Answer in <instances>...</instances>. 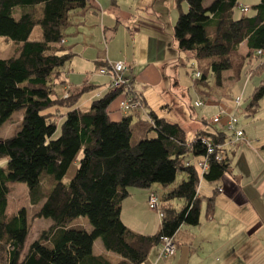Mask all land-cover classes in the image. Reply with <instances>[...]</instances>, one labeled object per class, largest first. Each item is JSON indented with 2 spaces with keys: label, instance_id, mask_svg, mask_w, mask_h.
Wrapping results in <instances>:
<instances>
[{
  "label": "trees",
  "instance_id": "1",
  "mask_svg": "<svg viewBox=\"0 0 264 264\" xmlns=\"http://www.w3.org/2000/svg\"><path fill=\"white\" fill-rule=\"evenodd\" d=\"M89 1L0 0V37L19 44L14 55L0 59V128L15 112H23L18 131L0 139V264H145L158 247V259L167 260L159 257L163 239L177 248L174 238L180 228L200 225L202 201L207 218L213 213L214 196H199L201 181L216 183L230 173L226 147L222 161L216 160V147L230 138L220 124L206 129L210 124L203 121L205 128L187 140L181 125L154 111L145 119L127 114L112 121L108 109L124 88L94 100L87 111L76 106L90 87L69 92L66 99L59 95L62 70L73 58L62 43L65 30L70 16ZM240 1L213 0L205 7V0H176L178 8L185 2L188 9L179 12L172 37L177 51L191 54L195 65L190 67L200 73L196 82L208 90L209 79L223 87L225 73L236 72L237 80L243 72L262 76L245 107L246 117H252L264 97V60L255 55L264 51V0H252L248 12L236 17ZM18 9L20 15L14 18ZM35 28L40 29V40L30 39ZM240 105H234L235 112ZM152 133L156 137L151 138ZM204 140L215 148L213 154H208ZM79 155L75 176L63 184ZM202 161L209 166L204 172L197 167ZM43 174L53 178L54 185L37 198L42 205L36 218L65 226L84 217L92 230L64 229L53 248L37 240L22 254L29 232L26 212L6 215L9 185L23 183L33 194ZM179 174L184 178L175 185ZM155 185L163 189L151 192L159 202V231L137 234L121 220L122 202L131 190ZM174 200L182 203L180 208L174 207ZM97 240L105 254H93Z\"/></svg>",
  "mask_w": 264,
  "mask_h": 264
},
{
  "label": "rangeland",
  "instance_id": "2",
  "mask_svg": "<svg viewBox=\"0 0 264 264\" xmlns=\"http://www.w3.org/2000/svg\"><path fill=\"white\" fill-rule=\"evenodd\" d=\"M115 1L121 12V15L118 16L120 23H113L112 28L108 31L109 36L106 40L93 32L81 33L80 36H76L73 35L70 29H67L65 31V37L68 41L67 46L69 48L72 47V52L75 53L77 46L90 47L98 43L101 44L102 51L106 54L109 53L110 58L114 60L110 64L129 65L137 77L136 84L144 88L143 91L145 90L146 92L149 108L156 111L158 115L162 113L161 108L163 106L169 108L172 114L169 115L167 112L163 115L161 114L162 117L169 122L181 125L186 133L187 140L193 139L197 130L204 127L201 123L202 118L210 124L206 129L219 127L210 123L214 114V110L210 109V99H214L215 105L220 107L221 110L226 109L225 111H227L229 109L230 111L228 112L231 113L235 110V98H241V105L234 112L238 118L239 126L245 132V138L248 143H244L245 150L242 156L239 152V150H243L241 144L226 147L225 155L231 162L232 176L242 181L246 190L245 193L249 199L251 197V208L257 212L259 219L256 218L257 223L252 226L256 221L250 222L251 215L244 216L246 213L240 211L241 218L235 217L230 212L227 213L225 208L221 206L219 207L220 209L222 208L220 220L225 225V231L231 233L227 238L224 237V240L228 241L234 250L240 248L238 244L243 242L245 235L250 236L252 241L254 240L256 244H262L264 247V150L262 149L264 146V97L260 100L258 111L254 116L246 117L245 115V107L249 102V97L253 89L259 85L262 76L254 75L249 77L243 72L237 80L238 75L236 72H230L224 74L225 82L223 87H217L213 79L208 80L209 90L202 87L192 77L193 71L190 68V64L195 65V63L191 58V54L177 51L172 37L179 12H186L188 9L185 2H182L178 8L176 0H146L148 3H142L138 8L141 9H137L138 11L136 10L135 12L132 0ZM209 1L205 0V7L209 4ZM244 3L250 5L253 4V1H240L241 5ZM19 15L20 11L18 9L13 16L18 18ZM130 15H134V18L131 19ZM240 15V11L238 9L235 10V16L238 17ZM127 18L131 20L128 21ZM126 27L132 29L133 33H130ZM40 38V29L35 28L30 39L40 40ZM18 47L19 44L0 37V59L10 58ZM94 74L95 76H101L97 72H94ZM59 91L60 88H57V92ZM196 100H201L203 106L196 108L194 106ZM218 111H220L219 108ZM22 114V111L15 112L11 120L0 128V139L10 138L18 131ZM166 115L169 116L166 117ZM58 134L59 130L56 135L58 136ZM150 137L154 138L156 135L152 133ZM240 146L242 149L238 148ZM249 148L254 149V154L247 152ZM256 153L263 154V158H260ZM79 159L80 155L67 169L62 180L63 184L68 185L75 176ZM183 178L184 175L179 174L175 185L180 183ZM202 182L200 183L199 193L201 197L202 195L207 197L211 193L212 189L210 188H215V185L210 187ZM53 185V178L45 174L41 176L40 187L33 194H29L27 186L23 183L9 185L10 192L7 196L6 215H16L22 209L26 212L29 232L22 254H25L28 248L37 240L45 247L53 248L55 241L64 229L82 228L86 232H91L92 230L87 218L84 217L76 218L65 226H56L51 220L36 218V213L42 205V202H36L37 198L50 191ZM153 187L155 189L160 188L159 185ZM173 202L175 208H180L179 205L182 203L177 200ZM201 210L200 222L202 223L200 225L205 224L203 222L207 220L205 216L206 202L202 204ZM150 212L153 214L152 218L160 221L155 211ZM142 215L145 221L151 224L150 230H153L152 224L154 222H150L152 218L147 214ZM124 218L126 219V216ZM185 230L188 229L183 228V233ZM181 234L179 235L181 236ZM44 236L45 238H43ZM100 248H102L101 241H95L94 251L97 253ZM213 255L205 247H202L199 251V257L204 262L210 263V261L214 262L212 260H215L216 264H223V259L219 254ZM181 264H184V262Z\"/></svg>",
  "mask_w": 264,
  "mask_h": 264
},
{
  "label": "crops",
  "instance_id": "3",
  "mask_svg": "<svg viewBox=\"0 0 264 264\" xmlns=\"http://www.w3.org/2000/svg\"><path fill=\"white\" fill-rule=\"evenodd\" d=\"M211 1L213 0H210L209 3ZM144 2L145 4L148 3V1L146 0H132V5L135 8V12L139 8V6ZM243 5L248 7L250 6L246 3H244ZM118 8L119 7H117V3L115 0H90L89 5L84 10L78 11L70 16V24L67 29H70L73 32V35L76 36H80L81 33L86 34L93 32L94 34H97L100 38L102 36V38L106 40V38L109 36L108 31L110 28H112L113 23H120L118 16L121 15V12ZM133 16L134 15H130L131 19L134 18ZM131 19L127 18L128 21H130ZM126 28L128 31H130V33H133L132 29H130L129 27ZM67 44L68 41L65 37L63 45L70 53L73 54V58L67 65H65L62 70L60 80L63 82V85L61 86L60 91L58 93L63 98L65 91L69 93L75 90H79L83 86L90 87L87 92L83 93L79 97L76 106V109H79L81 111H87L94 100L104 96L109 92L107 89V85L109 84L111 77L109 75L95 76L94 72L98 73V70L100 68L105 67V64L107 66V64L114 62V60L110 58L109 53L106 54L102 51L101 44L97 43V45H91L90 47L77 46V50L75 49V53L72 52L73 48H69ZM241 48L242 52L245 53V47L242 46ZM128 67L130 68L132 84L128 88L123 90L122 94L110 105L108 109L110 119L115 122L120 121L124 116H126L119 110V103L122 99H124L126 95L136 96L144 102L143 106L139 111L128 114L132 116L133 120H136L138 118L145 119L147 118V113L149 111H153V109H150L148 106L146 92L145 90L143 91L144 88H141L136 84L137 77L134 75V71L132 70V68L129 65ZM197 101L199 100H196L195 102ZM215 104L216 103L214 99H210V109L214 110V114L212 115V117L219 113L218 108L219 110H221L220 107L216 106ZM161 110L162 113H160L162 115L167 112L169 113V115L172 114V111L164 106L161 108ZM225 110L223 111L227 114H231L235 111L234 110L230 113L228 112L230 111L229 109H227V111ZM154 112L157 114L156 111ZM161 114L157 115L162 117ZM169 115H166V117H168ZM203 121L206 120L202 118L201 122ZM224 122L225 120L223 119L220 123V127L223 128ZM204 128L205 126L199 128L197 131H200ZM244 143H248L246 138L241 144L243 150H239L241 156L243 155V151L245 150ZM241 146L238 148L240 149ZM253 150L249 148L247 152H252V154H254ZM256 154H258L260 158H263V154ZM202 183L208 184L210 187L215 185V188L209 187L212 190L211 193L207 195L208 198L214 196V208L211 217L207 218L205 213L207 219L206 222H203L205 224L199 225L197 227L183 226L180 228L174 238L177 245V250L174 257L167 260L158 259V250L160 248L158 247L157 250H154L151 253L150 257L145 262V264H181L183 262L184 264H216L215 260H212L215 263L211 261L209 263L204 262L199 257V251L202 247H205L214 255L219 254L220 257L223 259V264H264V247L262 246V244L258 245L254 242V240L252 241L250 239V236H244L243 242L241 244H238V246L240 247L238 250H234L231 244L228 241L224 240L225 238L230 236L231 233L225 231L224 229L225 225L223 224L222 220H220L222 208L220 209L219 207L223 206L227 213L230 212L235 217H240V211L245 212L246 214L244 216L251 215L250 222L256 221V218L259 219L257 212H255L251 208V197L249 199L248 195L245 193L246 190L244 188V185L242 184V181L232 176V170H230V173L226 174L220 181L216 183L211 184L206 183L205 181H203ZM217 189L220 190V192L217 191V193H215L214 190ZM162 191L163 189L161 187L158 189L152 187L150 190L142 191L131 190L130 197L125 199L121 205V220L125 224V226L137 234H156L160 228V221H156L155 218H152L153 214L149 211L147 201L149 193H160ZM199 196L201 197L200 193ZM207 197H204L202 195L201 198ZM202 204H205V201H202ZM142 214H147L148 216H150V218H152L150 219V222H154L152 224L153 230H150L151 224L145 221ZM125 216L126 219L124 218ZM256 223L257 221L253 223L252 226H254ZM183 228H186L188 230H185L183 233ZM179 234H181V236ZM94 246L93 254H105L103 247L100 248L99 251L96 253L94 251ZM110 256L114 257L112 255ZM211 258L213 259V257Z\"/></svg>",
  "mask_w": 264,
  "mask_h": 264
},
{
  "label": "built area",
  "instance_id": "4",
  "mask_svg": "<svg viewBox=\"0 0 264 264\" xmlns=\"http://www.w3.org/2000/svg\"><path fill=\"white\" fill-rule=\"evenodd\" d=\"M238 9L241 13L246 14L249 10V7L244 5H239ZM64 43V41L62 42ZM258 58L261 60H264V51H257L255 54ZM192 69V66L190 67ZM192 77L197 80L200 77V73L196 70H193ZM98 74L101 76L109 75L111 77V80L109 84L107 85L108 91H115L119 90L121 88H128L131 85L132 78L130 73V68L128 66H125L123 64H107V66L100 68L98 70ZM68 97V92L65 91L63 98L66 99ZM241 104V98L236 97L234 100V105L238 107ZM203 106V102L201 100L195 102V107H201ZM142 107V104L138 97L136 96H125L124 99H122L119 103V110L124 114L127 115L129 113L139 111ZM225 120L223 128L226 133L230 134L229 140L226 142L224 146H217L216 149L220 151V153L216 156L217 161H222L223 159V149L227 146H235L236 144L240 143L243 140L244 133L243 130L238 127V118L235 115V112L231 114H227L223 110H220L218 114L212 117L210 120V123L212 125L220 124L222 120ZM204 144L207 145V152L208 154H213L214 149L213 146L207 144V142L204 140ZM197 167L200 168L203 172L208 170V162L202 161L197 164ZM148 206L149 209L152 211L157 212L158 211V198L155 194L151 193L148 196ZM176 246L172 242V240L169 239H163L162 246L159 252V257L162 259H169L172 258L176 253Z\"/></svg>",
  "mask_w": 264,
  "mask_h": 264
}]
</instances>
